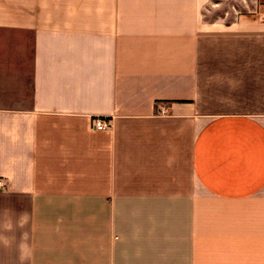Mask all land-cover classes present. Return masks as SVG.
Here are the masks:
<instances>
[{
	"label": "crops",
	"instance_id": "0c3cea01",
	"mask_svg": "<svg viewBox=\"0 0 264 264\" xmlns=\"http://www.w3.org/2000/svg\"><path fill=\"white\" fill-rule=\"evenodd\" d=\"M209 1L0 0V264H264V15Z\"/></svg>",
	"mask_w": 264,
	"mask_h": 264
},
{
	"label": "rangeland",
	"instance_id": "374dc122",
	"mask_svg": "<svg viewBox=\"0 0 264 264\" xmlns=\"http://www.w3.org/2000/svg\"><path fill=\"white\" fill-rule=\"evenodd\" d=\"M205 14L208 19L224 21L247 16L263 17L264 0H210Z\"/></svg>",
	"mask_w": 264,
	"mask_h": 264
},
{
	"label": "built area",
	"instance_id": "2783aa9c",
	"mask_svg": "<svg viewBox=\"0 0 264 264\" xmlns=\"http://www.w3.org/2000/svg\"><path fill=\"white\" fill-rule=\"evenodd\" d=\"M108 126H109V123L106 122L104 119H101V118L93 119V127L98 130L107 129Z\"/></svg>",
	"mask_w": 264,
	"mask_h": 264
},
{
	"label": "clouds",
	"instance_id": "9594fccd",
	"mask_svg": "<svg viewBox=\"0 0 264 264\" xmlns=\"http://www.w3.org/2000/svg\"><path fill=\"white\" fill-rule=\"evenodd\" d=\"M27 234H24V238H26ZM23 248H24V245L22 244L21 245V257H20V261H21V264H24V261L26 259L25 255L23 254Z\"/></svg>",
	"mask_w": 264,
	"mask_h": 264
}]
</instances>
